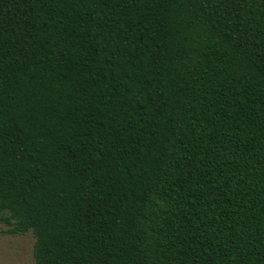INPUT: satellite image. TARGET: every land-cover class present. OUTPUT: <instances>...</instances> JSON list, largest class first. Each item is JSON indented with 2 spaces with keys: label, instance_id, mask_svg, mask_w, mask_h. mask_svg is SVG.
<instances>
[{
  "label": "trees",
  "instance_id": "obj_1",
  "mask_svg": "<svg viewBox=\"0 0 264 264\" xmlns=\"http://www.w3.org/2000/svg\"><path fill=\"white\" fill-rule=\"evenodd\" d=\"M0 224L36 264H264V0H0Z\"/></svg>",
  "mask_w": 264,
  "mask_h": 264
},
{
  "label": "rangeland",
  "instance_id": "obj_2",
  "mask_svg": "<svg viewBox=\"0 0 264 264\" xmlns=\"http://www.w3.org/2000/svg\"><path fill=\"white\" fill-rule=\"evenodd\" d=\"M6 226L0 224V229ZM35 237L32 233L8 234L0 232V264H36Z\"/></svg>",
  "mask_w": 264,
  "mask_h": 264
}]
</instances>
